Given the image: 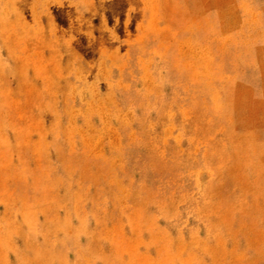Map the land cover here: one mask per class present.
<instances>
[{
	"label": "rangeland",
	"instance_id": "rangeland-1",
	"mask_svg": "<svg viewBox=\"0 0 264 264\" xmlns=\"http://www.w3.org/2000/svg\"><path fill=\"white\" fill-rule=\"evenodd\" d=\"M0 264H264V0H0Z\"/></svg>",
	"mask_w": 264,
	"mask_h": 264
}]
</instances>
